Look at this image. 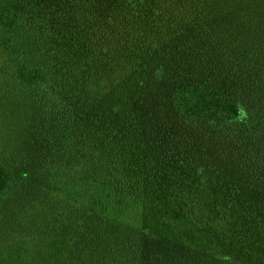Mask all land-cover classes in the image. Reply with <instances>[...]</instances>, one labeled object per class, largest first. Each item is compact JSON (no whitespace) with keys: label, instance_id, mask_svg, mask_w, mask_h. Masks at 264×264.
<instances>
[{"label":"trees","instance_id":"obj_1","mask_svg":"<svg viewBox=\"0 0 264 264\" xmlns=\"http://www.w3.org/2000/svg\"><path fill=\"white\" fill-rule=\"evenodd\" d=\"M0 71L28 99L0 246L264 264V0H0Z\"/></svg>","mask_w":264,"mask_h":264},{"label":"rangeland","instance_id":"obj_2","mask_svg":"<svg viewBox=\"0 0 264 264\" xmlns=\"http://www.w3.org/2000/svg\"><path fill=\"white\" fill-rule=\"evenodd\" d=\"M8 75L12 77L11 73L1 74L0 71V162L15 147L20 125L28 110L25 91L22 88L17 89ZM189 140L202 147L205 143L199 138H189ZM25 244L24 247L16 245V251L9 244L0 246V264H37L36 251L30 246L26 247L28 244Z\"/></svg>","mask_w":264,"mask_h":264}]
</instances>
